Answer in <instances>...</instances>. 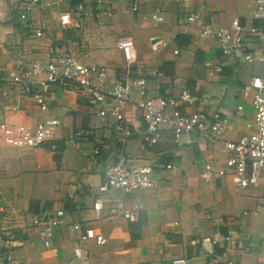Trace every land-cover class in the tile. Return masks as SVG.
Here are the masks:
<instances>
[{
  "label": "crops",
  "instance_id": "1",
  "mask_svg": "<svg viewBox=\"0 0 264 264\" xmlns=\"http://www.w3.org/2000/svg\"><path fill=\"white\" fill-rule=\"evenodd\" d=\"M92 0L87 1L90 8ZM140 10L131 9V0H107L100 18L88 17L81 28L62 29L59 15L69 10L68 0L59 4L45 0L31 6L25 0H0V76L15 71L19 58L49 59L57 52L74 53L91 66H105L109 72L93 82L112 86L115 78L127 73V63L118 47V38L131 36L138 61L131 75L146 77L149 96L176 98L182 93L194 97L187 113L219 111L231 117L222 139L212 141L193 131L175 141L173 131L162 125L161 140L147 152L139 149L143 139V112L137 111L129 152L147 159L157 156L174 165L158 174L155 184L145 190L125 194L120 189L102 192L105 168L122 150L112 119L100 120L83 94L55 87L47 108L35 98L8 89L0 81V115L11 121L36 124L58 119L53 138L36 149L0 146V230L16 234L13 255L16 264H172L178 257L191 264H260L264 260V186L238 188L231 175L220 176L226 166L224 139H239L250 132L255 108L252 98L242 95L254 76L264 75V29L254 37L249 49L255 59L243 55H223L215 35L219 27L230 26L233 18L242 25H258L254 20V0H139ZM112 15L108 16L107 12ZM192 14L195 21H189ZM260 25V24H259ZM261 26V25H260ZM40 28L43 37H37ZM178 50V53L176 51ZM165 72L153 76L150 69ZM244 106L238 111V105ZM172 111V108H168ZM80 130L87 135L76 136ZM101 153L94 154L96 146ZM79 188L70 197L71 185ZM101 203L97 211L95 204ZM124 202L139 205V217L131 222L113 216L111 209ZM42 212L64 213V224L53 231L52 243L45 244L41 229L33 219ZM247 212V213H245ZM93 226L107 239L104 245L79 241L73 225ZM235 233L233 250L222 243L207 255L191 239ZM83 251L75 256V249ZM5 250L0 241V264Z\"/></svg>",
  "mask_w": 264,
  "mask_h": 264
},
{
  "label": "built area",
  "instance_id": "2",
  "mask_svg": "<svg viewBox=\"0 0 264 264\" xmlns=\"http://www.w3.org/2000/svg\"><path fill=\"white\" fill-rule=\"evenodd\" d=\"M59 4L68 0H53ZM72 7L64 10L59 15V25L62 29L70 27L81 28L88 17L100 18L103 6L107 0H92L89 8L87 1L69 0ZM191 1V0H181ZM28 5H41L45 0H25ZM256 8L253 18L258 25L246 27L237 18H233L230 26L219 27L215 30L218 45L225 56L243 55L247 61H253L252 52H247L254 37L261 34L264 29V0H254ZM131 9L140 10L139 0H131ZM112 15L111 11L107 12ZM1 18V12H0ZM197 16L192 14L189 21H195ZM261 26H260V25ZM37 37H43L42 29L35 30ZM118 47L124 54L127 63V73L118 75L112 86L106 87L95 84V76H103L109 72L105 66L95 67L81 61L74 53L60 52L49 59L27 60L18 59L15 71L8 75L0 76V81L19 94L32 96L42 109L47 108L50 92L55 87H61L65 92L83 94L96 116L104 123L114 119L113 129L122 145L121 153L114 163L109 164L104 171V181L99 189L104 192L108 189H120L125 194L142 191L152 187L160 171L172 169L174 165L165 163L160 156L155 159L144 158L140 154L129 152L130 138L135 133L133 123L137 111L143 112L144 128L143 139L138 150L147 152L155 147L161 140V127L165 125L173 131L175 141H180L185 135L193 131L200 132L204 137L217 141L222 139V133L230 124L231 117L219 111L209 113L203 110L187 113L184 111L186 104H192L194 97L182 93L176 98H163L149 96V84L146 77L131 75V67L138 61V51L134 39L126 34L118 38ZM178 53V50L176 51ZM153 76L163 78L165 72L150 69ZM244 97H251L255 108L252 122L248 123L250 132L239 139H224V151L227 155L226 166L217 169L220 176L231 175L234 184L241 189L264 186V75L254 76L250 84L242 90ZM168 108H172L169 111ZM238 111H243L244 106L238 105ZM60 126L58 119H48L36 124L11 121L0 115V146L29 150L41 147L46 141L53 138ZM87 135L80 130L76 136ZM223 140V139H222ZM101 153L100 146H96L94 154ZM76 184L71 185L70 197H75L78 190ZM101 203L95 204V209H101ZM139 205L128 208L121 202L111 209L113 216H121L131 222L139 217ZM247 213V212H245ZM34 226L41 229L45 244L52 243L53 231L64 224V213L42 212L33 219ZM73 229L79 232V241L87 243L90 240L98 245L107 241L105 235L93 226L83 229L80 223L74 224ZM235 233L218 231L214 237L191 239V245H201L207 255H214V247L223 242L225 247L232 251L235 242ZM16 234L0 230V241L5 250L4 260L9 264H16L13 253V243ZM83 251L75 249V256L82 257ZM232 264L229 259H225ZM220 259L213 257L208 264H219ZM71 264H74V260ZM159 264V263H144ZM172 264H191V258L178 257L172 259ZM264 264V260L260 263Z\"/></svg>",
  "mask_w": 264,
  "mask_h": 264
}]
</instances>
